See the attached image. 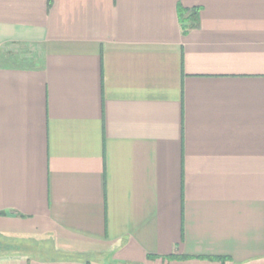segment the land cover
<instances>
[{
	"label": "crops",
	"instance_id": "crops-1",
	"mask_svg": "<svg viewBox=\"0 0 264 264\" xmlns=\"http://www.w3.org/2000/svg\"><path fill=\"white\" fill-rule=\"evenodd\" d=\"M0 264H264V0H0Z\"/></svg>",
	"mask_w": 264,
	"mask_h": 264
},
{
	"label": "trees",
	"instance_id": "trees-1",
	"mask_svg": "<svg viewBox=\"0 0 264 264\" xmlns=\"http://www.w3.org/2000/svg\"><path fill=\"white\" fill-rule=\"evenodd\" d=\"M199 13L200 7H193L190 9L179 8V19L183 27V34L198 27Z\"/></svg>",
	"mask_w": 264,
	"mask_h": 264
}]
</instances>
